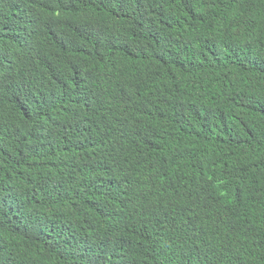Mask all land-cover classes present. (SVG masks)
Instances as JSON below:
<instances>
[{
    "label": "trees",
    "instance_id": "trees-1",
    "mask_svg": "<svg viewBox=\"0 0 264 264\" xmlns=\"http://www.w3.org/2000/svg\"><path fill=\"white\" fill-rule=\"evenodd\" d=\"M0 264H264V0H0Z\"/></svg>",
    "mask_w": 264,
    "mask_h": 264
}]
</instances>
